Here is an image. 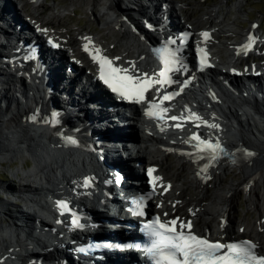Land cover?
Segmentation results:
<instances>
[{
    "label": "bare ground",
    "instance_id": "bare-ground-1",
    "mask_svg": "<svg viewBox=\"0 0 264 264\" xmlns=\"http://www.w3.org/2000/svg\"><path fill=\"white\" fill-rule=\"evenodd\" d=\"M5 1L4 9H0V17H3L8 24L15 25L19 21L16 11L21 9L32 21V26L42 30L43 34L54 33L61 37L64 47L73 55H80L84 45H91L96 52L113 57L123 67L136 74L147 73L149 76L155 74V61L151 58L150 45L147 42L148 36L144 37V34L136 31V19L130 13L121 12L119 0H71L72 5L81 1L84 10L91 13V17L98 22L101 30L94 33L92 30L69 26L62 34L55 31L53 25L56 21L53 22L51 19H56L58 23H61L69 8H64L54 2L49 12L44 13L46 0H14L15 4L10 0ZM124 1L127 4H136L131 0ZM28 4L33 5V10L29 13L25 11ZM165 4H167V11L170 14L177 13L180 21L191 24V15L184 13L182 2L168 1ZM245 4H247L245 0H220L198 18L202 21L201 24L208 25L213 31L204 44H207L213 52V59L218 60L221 66L228 67V70L233 73L232 83L234 84L239 80L242 81L245 78L243 75H251L249 71L264 72V36L259 33L261 28L259 22L251 21L247 27L239 23L242 21L241 16L247 14L243 9ZM137 5L140 7V14L150 15L153 13L152 10H155L158 17H153L151 22L155 20L154 18H158L159 21L160 16H169L166 10H164L165 13H161L162 10H160L158 14L160 9L158 6L148 12L141 9L143 5L141 2ZM18 7L21 8L18 9ZM173 14L170 15L171 18H174ZM23 18L22 16V21H25ZM173 23L176 24L177 21L174 19ZM154 25L153 28L160 34L159 24L154 23ZM70 27L76 28V30L70 29ZM31 33L27 32V34ZM251 33L255 35L254 48L250 51L245 50L244 54L237 55L236 46L247 44ZM1 47L3 48L2 45H0ZM188 49L185 50L187 55ZM12 50V47L7 48L6 51L9 52L5 54L6 51L3 48V52H0V61L1 57L9 55ZM257 52L259 56L256 55ZM253 54L263 63H248L247 65L246 62L247 66L244 65L247 57L253 56ZM117 57L119 59H116ZM187 57L188 62L192 63L189 56ZM45 59L47 60V56ZM78 61L84 62L81 59ZM74 65L79 67L77 64ZM85 65L88 71H96L97 64L92 60L85 61ZM59 67L60 63L56 62L52 70L54 80L51 85L52 96L47 102L43 101L37 93L38 91H34L24 80L9 84L7 89L0 92V166L11 164L16 166V162H20L21 167H18L12 174L23 181L37 184L42 190L39 193V200L28 204V208L33 211V214L29 215L31 219L27 224L29 231L24 232L18 227L19 225L16 224L17 227H14L13 224L5 221V218L6 216L12 218V208L15 205L11 201V197L26 189H15L0 184L7 195V198L0 202V264H16V259H19L24 252L30 251L31 242L42 240L36 234L35 228L32 227V220L36 221L35 224L51 225V231L56 232V239L43 233L46 237L44 243L62 245L66 242L64 236V232L68 231V228H65L66 212L58 207V201H66L70 205H80L94 211L96 206L106 202L104 190L112 193L111 191L116 189L114 185L105 180L106 162H100L95 153L87 149L59 146V141H55L58 137L55 138L53 132L25 125L27 114L34 110L38 103H42V108L45 109L46 103L52 101L54 106L64 110L65 114L59 115V117H65L68 125L79 119H85L84 123L89 121L86 128L90 130L86 131H90L91 137L97 140L100 149L109 154V157L112 156L111 153L115 154L112 160L108 159L109 162L116 164L115 166L124 173L132 171L126 166V163L121 162L122 156L117 155L118 151L107 152L116 146L113 141L116 132L109 130L112 128L107 125V121L111 120V116L114 114L113 108L108 105L109 102L103 96H97L93 89L80 86L77 80L64 84L63 70ZM31 68H36V66L32 64ZM19 72L17 71V73ZM11 76L13 75L11 74ZM35 82L37 81L35 80ZM41 93L43 94V92ZM254 96L256 94L248 96V93L245 94V92L233 94L225 91V97H222L223 103L217 99L209 98V96L204 97L201 102L193 103L205 114L204 120L219 125L218 129L205 127L206 131L223 139L233 148L248 145L256 150V158L251 161L242 159L235 167L241 170V178L233 180L227 178L235 169L230 164H220L214 168L211 171L210 180L201 178L198 175L197 167L183 158L179 161V166L173 168L174 166L169 161L170 151L168 149L173 146H182L181 140L185 134L184 131L178 132L171 129L162 131L154 122L139 123L136 119L132 121L134 128L130 129L136 136L132 143L134 148L132 153H136L143 165L158 167L156 175L159 177V181L173 185V189L167 194L158 195L157 201L161 203V208L157 210L155 205L154 208L157 212L160 210L169 217L180 214L182 219L193 221L197 231L211 236L227 239L251 238L256 247L262 248L264 247V92L259 91L257 94L261 97ZM256 98H262V100ZM142 116L141 113L139 117ZM231 119L239 124L238 128H233ZM103 121L106 125L102 123ZM113 129L117 130L116 126ZM125 130L124 133L129 131V129ZM25 153L31 156L32 162L25 156ZM27 159L33 163L32 166ZM3 160L9 161L8 164L2 162ZM162 169H166L175 179L171 180L169 175H162L160 173ZM88 177L94 178L95 187L80 186L84 178ZM101 182H107L106 187H102L103 189L98 187ZM190 187L195 190L194 194L190 192ZM163 189L164 187L160 191ZM174 189L175 191H173ZM243 191L256 213L253 219L247 217L236 219L233 215L234 201ZM119 194L125 195V192ZM52 198L53 200L50 201ZM214 203L215 206H210ZM119 206L120 202H116L115 207ZM46 219H53L60 225V228H54ZM224 221L228 223L225 225ZM47 264H52V262ZM54 264H58L56 260Z\"/></svg>",
    "mask_w": 264,
    "mask_h": 264
},
{
    "label": "snow or ice",
    "instance_id": "snow-or-ice-1",
    "mask_svg": "<svg viewBox=\"0 0 264 264\" xmlns=\"http://www.w3.org/2000/svg\"><path fill=\"white\" fill-rule=\"evenodd\" d=\"M202 35L207 38L209 33L204 32ZM183 39V37H181ZM174 42V41H173ZM253 44V38H249V42L242 46L243 50L251 49ZM87 48V45H85ZM164 55V69L158 73L156 79L148 77L147 73L131 75L128 73V69H123L113 66V61L107 57H101L100 62V79L104 84L108 85L113 92L118 93L122 98L135 101L144 102L145 93L156 85H172V84H186L187 81L182 82L180 80H174L172 78L173 73H182L187 71V66L180 59L177 53L179 49L174 51L167 48L163 49ZM201 53H204V49H201ZM116 59H119L118 57ZM206 63V54L200 57L199 68L203 70L208 67ZM157 93L160 89L156 88ZM183 92V87H180L179 91L167 92L163 95L161 103H153L148 109L149 116H155L159 119H163L162 113L169 111L168 107H161V104L165 101H171L175 96H178ZM52 124L59 123V114L51 113ZM35 119V117H33ZM172 121L177 122L174 126L176 128H182L183 124L187 121H200L196 125L197 128L205 126L209 129H218L219 125L216 123H209L208 120H204L202 117L191 113L186 118L171 116ZM162 131L164 129H161ZM185 143L191 144L196 150L195 153H186L190 158L206 161L203 167L198 172L199 174L207 173L208 169L215 164H218L222 158L230 157L233 155L228 149L221 145L218 138H213L209 134L205 138H201L200 135H193ZM65 143L75 144L77 141L71 137L65 138ZM242 153L247 156H251L252 153L245 152L243 148L240 149ZM233 163L236 161L233 160ZM153 170H148V175H152ZM207 178V177H205ZM159 177H155L154 180H158ZM94 181V178H84L81 182V187H89ZM170 187V186H169ZM155 191V184H153V192ZM152 193H149V196ZM58 207L66 212L71 211V206L66 201H58ZM135 207L132 209L133 214L137 216L145 215V203L143 197H138L134 201ZM167 215V214H165ZM59 222V221H58ZM71 223L79 228L82 225L79 223L78 218L73 215ZM177 219H172L166 222H162L160 217L157 216L154 219L143 225L145 231L149 237H152L151 246L145 247L144 251L151 257L155 258V264H264V255L259 257L255 253V245L250 241H241L239 243H221L219 240L213 242L204 236L194 234L191 222L179 223V229H177ZM187 229V231H185ZM128 247H137L140 245H127ZM225 250V251H222Z\"/></svg>",
    "mask_w": 264,
    "mask_h": 264
},
{
    "label": "rangeland",
    "instance_id": "rangeland-1",
    "mask_svg": "<svg viewBox=\"0 0 264 264\" xmlns=\"http://www.w3.org/2000/svg\"><path fill=\"white\" fill-rule=\"evenodd\" d=\"M181 1L185 4V6H184L185 13L191 15L192 23L197 26L196 31H197V29L200 30V29L205 28L207 26L205 24H201L202 21L198 20V18L202 15V13L210 10L215 4L220 2V0H181ZM54 2H57L58 5L64 6V8H67V9L69 8V10L66 11V17H63V19L61 20V23H58L56 19L55 20L51 19V21H53V22L56 21V23H55V25H53V27L57 33L62 34L63 32L66 31V29H68L69 26L81 27V28L86 29V30H92L94 33L100 32L101 27L99 26L98 22L93 20V18L91 17L92 16L91 13L89 14L84 10V5L82 4L81 1H78L76 4L72 5L71 0H46L47 4H46V8L44 9V13L49 12V9H50L51 5H53ZM245 2H247V4L244 5L243 9L246 11L247 14L241 16L242 21H240L239 23L241 25L247 27L251 24V21H253V20L258 21L259 23H260V20H262L261 28H263V29H261V30L264 33V0H245ZM27 9L32 11L33 6L28 5ZM120 10L123 13H126V12L129 13V11H127L124 8L122 9L120 7ZM51 21L49 20V22H51ZM142 25H143V23L139 22L138 26H136V27L140 28V30H143ZM70 29L76 30V28H71V27H70ZM150 37H153V35H151ZM252 58L253 57H248L246 62L247 61L251 62ZM112 126H114V125H112ZM181 160L182 159L175 154L169 155V161H170V164H172L174 166L173 168H175L177 165L179 166V161H181ZM27 161H29V160L27 159ZM16 163H17V165L16 166L13 165L12 167H11V165L0 166V184L5 185L6 187L10 186L11 188H15V189L18 188V187H15L14 181L9 176V169H11L13 172H16L17 168L21 167L20 162L17 161ZM29 163H30V161H29ZM5 164H8V163H5ZM30 165L32 166L33 163H30ZM233 170H234V172L232 174H229L227 176V178H229V180L241 178L240 177L241 176V170L239 168H235ZM161 173L163 175H166V176L169 175V178L171 180L175 179L172 176V174H170L166 169H162ZM7 189H9V188H7ZM0 190L2 191V192L0 191V202H2L5 198H7V195L4 194V190H5L4 188L0 187ZM189 190L192 194L195 193V190H193V188L190 187ZM174 191H175V189H174ZM215 205H216L215 203H214V205L210 204V206H215ZM234 205L235 206H234V210H233V215L235 216L236 219H243L244 217H247L249 219H253L256 216V213L254 212V209L252 207L253 205L252 206L250 205L248 197L244 191L240 194V196L236 199V201H234ZM17 208H19V207L15 205V206H13L12 209H17Z\"/></svg>",
    "mask_w": 264,
    "mask_h": 264
},
{
    "label": "water",
    "instance_id": "water-1",
    "mask_svg": "<svg viewBox=\"0 0 264 264\" xmlns=\"http://www.w3.org/2000/svg\"><path fill=\"white\" fill-rule=\"evenodd\" d=\"M35 120H37V121H35L34 123H33V125H27V124H25L26 126H28V127H31V128H35V127H38V128H45V127H43V125L44 124H40V122H38V120L39 119H35ZM40 121V120H39ZM46 129V128H45ZM48 130V129H47Z\"/></svg>",
    "mask_w": 264,
    "mask_h": 264
}]
</instances>
